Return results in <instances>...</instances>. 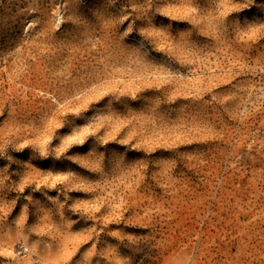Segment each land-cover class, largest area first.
<instances>
[{
  "label": "rangeland",
  "instance_id": "rangeland-1",
  "mask_svg": "<svg viewBox=\"0 0 264 264\" xmlns=\"http://www.w3.org/2000/svg\"><path fill=\"white\" fill-rule=\"evenodd\" d=\"M0 264H264V3L0 0Z\"/></svg>",
  "mask_w": 264,
  "mask_h": 264
},
{
  "label": "snow or ice",
  "instance_id": "snow-or-ice-1",
  "mask_svg": "<svg viewBox=\"0 0 264 264\" xmlns=\"http://www.w3.org/2000/svg\"><path fill=\"white\" fill-rule=\"evenodd\" d=\"M256 3H264V0H256ZM255 6V5H253Z\"/></svg>",
  "mask_w": 264,
  "mask_h": 264
}]
</instances>
